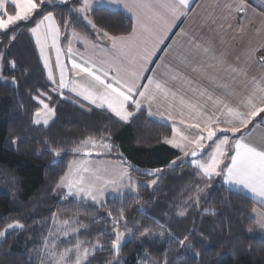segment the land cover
Here are the masks:
<instances>
[{"label":"trees","instance_id":"16d2710c","mask_svg":"<svg viewBox=\"0 0 264 264\" xmlns=\"http://www.w3.org/2000/svg\"><path fill=\"white\" fill-rule=\"evenodd\" d=\"M81 2L46 4L31 22H20L7 36L0 35V53L6 51L0 64V186L12 175L19 186L15 198L0 191V230L14 221L24 226L0 237V264H41L37 252L41 238L64 220L78 221L72 226L79 231L69 237L61 235V249L69 247V241L74 244L77 236L87 242L85 247L99 241L102 247L89 258L90 264H116L117 255L111 248L113 218L119 219L121 211L124 219L118 231L130 234L120 248L125 264H139L144 252L153 264H264V231L251 215L256 200L221 178L197 175L198 170L186 159L170 166L182 152L164 142L172 135L167 123L151 118L145 109L129 121H120L107 108H97L71 92L62 96L51 92L29 29L41 16L53 12L65 42L69 31L63 21L71 18L69 9ZM90 18L113 36L128 34L133 26L126 13L108 7L95 8ZM71 27L96 40L86 22L72 18ZM13 32L16 39L9 42ZM9 61L15 62L14 68ZM37 96L56 109L48 125L33 123ZM88 137L110 141L114 152L107 155L123 158L131 164L132 174L142 180L155 175L147 169L162 168L157 183L152 187L141 184L137 194L108 197L102 204L62 198L55 192L57 182L66 171L72 148ZM54 151L61 154L56 156ZM181 211L185 214L180 215ZM147 234L148 240L140 242ZM184 237H188L185 244H179Z\"/></svg>","mask_w":264,"mask_h":264},{"label":"snow or ice","instance_id":"6c2138e0","mask_svg":"<svg viewBox=\"0 0 264 264\" xmlns=\"http://www.w3.org/2000/svg\"><path fill=\"white\" fill-rule=\"evenodd\" d=\"M71 2L72 0H61V3L65 5ZM112 2L122 4L127 11L133 14L135 23L127 35L112 36L104 29L97 27L94 20L90 18V14L95 11V0H82L79 7L69 9L71 18L63 21L64 28L71 32V37L82 42L85 50L91 44L93 49L103 53L104 58L100 60H97L96 53L85 58L83 53L74 50L71 46L72 39L69 38L68 40L69 47L66 55L71 61L72 70L77 76L81 73L87 74L96 84L102 86L104 91L99 96L88 89H79L75 80L68 79L67 65L62 63L61 49L57 47L61 29L60 25L54 22L53 12L45 14L34 27L29 29L30 33L36 37V45L40 50L44 67L48 69L47 78L52 84L51 92L62 96V90L69 89L76 93L77 97L89 101L91 105L100 109L107 108L120 121H129L136 112L142 111L145 101L149 105L148 115H163L151 110V104L156 102L158 98L167 101L169 108L173 107L175 103L188 108L194 120L203 118V127L199 122L189 124L187 121L181 120V124H185L187 128L195 129L198 132L193 139H189L175 126V121H173V138H165L164 142L179 149L182 156L176 157L170 162V165L175 166L177 161L183 162L185 158L192 157L190 163L198 170L197 175L209 179L221 176L226 183L235 184L237 187L248 190L254 198L264 204V145L258 146L247 142V136L251 131L249 126L255 127L257 122L264 124V76L251 77L252 89L241 102V106H231L222 97H213L207 89L192 88L194 93L199 96L207 95V100L219 107L220 115L213 119L204 111L203 105L199 101L192 103L190 100H186L183 95H178L176 91L169 88L167 80L158 79L156 75H145L147 72H156L155 69L149 67L150 64L155 63L153 57L163 51L160 45L170 38L167 34L174 29L175 22L188 15L191 4L195 3V0H112ZM8 3L9 0H0V30H3L0 35L5 36L9 31H13L14 27H19L20 22H31L34 14L42 10L43 5H51V0H10L11 5L14 6V14L8 13ZM249 7L251 5L248 0H228L224 3V8L227 10L224 18H232L234 14H246ZM253 11L256 12L257 10L253 9ZM257 14L264 16V12H257ZM72 18L82 20L91 26L96 35V43H91L72 29ZM244 20L245 15H240L241 32L245 28ZM261 30L260 26L255 29L257 33H260ZM49 38L51 39V46L56 48V67L59 70L58 82L53 75L49 60L45 56V47ZM15 39L16 34L13 32L8 40L12 42ZM105 41L111 42L110 47H103ZM194 44L204 54L211 56L216 64L223 65L226 62L225 54L215 55L210 45L206 46L198 42H194ZM0 46L3 45L0 44ZM5 56L6 51L0 53V64L3 63ZM74 56L79 57L80 62L73 59ZM8 63L11 67H15L14 61ZM259 63L264 65V57L259 59ZM229 69L231 73L235 74L232 76L233 80L236 75L245 77L248 75L242 67L229 65ZM169 73H171V80L178 78V74L173 73L171 69L164 75H169ZM144 80L147 82L143 83ZM219 86L228 88L227 83ZM42 95L48 100L52 99L47 93ZM34 99H39V97ZM39 103L42 105V109L35 114L36 118L33 123L38 125L43 119V124L48 125L49 120L55 116L56 109L50 107L43 99H40ZM132 106H134L135 112L128 110ZM168 119L171 120L172 116L169 115ZM222 124L228 126L221 127ZM177 136L179 139L176 138ZM208 141H211L212 144H207ZM15 142L13 141V143ZM88 144L93 147H101L106 151L112 148V145L107 143L97 144L95 139L90 137L88 140L82 141L81 146L73 150L81 151V148ZM189 144L193 147L190 151H185ZM207 148H211L207 158L204 160L198 158ZM54 154L59 156L61 153L54 151ZM162 171V168H156L148 174L154 175ZM84 173H91V178H86ZM124 178H128L130 184L134 183L128 177L126 168L121 172V180ZM148 183L155 185L157 180L153 179ZM108 184L115 186L117 182L106 180L100 175L99 169L93 170L87 166V161H80L74 170L70 167V174L61 178V184L58 187L65 186L69 190V195H82L99 203ZM197 191L202 192L203 189L198 188ZM179 214L184 215L185 212L181 211ZM108 216L112 217V213L108 212ZM123 219L122 211L119 219L113 218L115 227L112 234H115V239L111 241V248L114 250V255H118L121 241L124 238V233L118 231L119 221ZM53 221L54 224L57 222L55 214H53ZM77 222L73 220L61 221L59 222L60 226L56 227L55 231L50 229L48 235L41 238L42 247L37 249L41 257V264H90L89 258L102 247L99 241L91 244V247H85L87 242L79 240L77 236L74 244L69 241V247L62 249L59 247L58 241L61 235L69 237L78 233L79 229L72 226L73 223ZM256 223L264 228V215H259ZM81 226L83 227V225ZM23 227L19 221H14L8 224L5 229L0 230V237H4L9 230ZM187 239L188 237H184V239L179 240V244L184 245Z\"/></svg>","mask_w":264,"mask_h":264},{"label":"crops","instance_id":"0c3cea01","mask_svg":"<svg viewBox=\"0 0 264 264\" xmlns=\"http://www.w3.org/2000/svg\"><path fill=\"white\" fill-rule=\"evenodd\" d=\"M204 1L205 0H195V3L191 4V10L188 12V15L175 22L176 26L167 34L170 38L167 39L164 44L160 45L163 51H160L157 56L153 57L155 63L149 65V67L155 69L156 72H147L145 75H156L158 79L167 80L169 88L176 91L178 95H183L186 100H190L192 103L199 101L200 104L203 105L204 111L215 119L216 116L220 115L219 107L214 105L212 101L207 100V95L199 96L191 89H207L213 97L220 96L231 106H234L233 104L241 103L239 94L242 88L245 92L244 95L247 96L249 94L252 89L250 79L252 76H256V74L252 73V76L251 74H248L247 77L236 75L233 80L232 76L235 74L230 72L229 65L237 67H241V65H243L244 69L247 71L249 70L248 64H246V62H242V56L253 55L250 59L254 64L259 61L256 55L263 49L262 47H257L256 45L255 39L257 32L251 29L252 25H250V22L257 20V16H261L258 15L257 12H264V7H262L263 9L261 10L257 4V2H259L261 6H264V0H254V2L253 0H248L251 7L248 8L247 13L234 14V16L229 19L224 18L226 15L225 10L217 14H213L210 17H204V15L201 14L198 16V14H196L197 11L206 6L207 0L205 2ZM215 2L217 3L216 7L218 9L219 6H224V3L228 2V0H215L213 3ZM208 5H210L209 2ZM79 6L80 4L74 7ZM97 7H108L122 10L133 20V24L135 23L133 14L127 11L122 4L113 3L112 0H95L94 8ZM253 9H256L257 11L254 12ZM240 15H245V28L243 32L240 31ZM262 17L264 18V16ZM79 34L81 37L87 38V40L91 43H96V40L90 39L81 33ZM61 38L62 37L60 35V41ZM69 38L72 39L71 46L74 50L83 53L85 58L93 55V53H96L97 60L104 58L103 53L97 52V50L91 47V44L87 50H85V47L80 40L71 37L70 31L66 41L64 42V45H66L67 48L69 47ZM194 42H198L206 46L210 45L214 50V54L217 56L222 53L225 54L226 62L223 65L216 64V61L213 60L211 56L204 54L201 49H197ZM110 43V41H105L103 47H110ZM73 59H77V61L80 62L79 57L77 56H74ZM169 69H171L173 73L178 74V78L176 80L170 79L171 73H169V75H164V73L168 72ZM242 77L244 78L243 80H241ZM71 79L76 80L79 84L77 85L79 89H88L97 96L101 95L104 91L103 87L96 84L87 74L81 73L77 76L72 70ZM142 82L146 83L147 81L144 80ZM224 83H227V89L219 86ZM73 94L76 95V93ZM238 106H241V104ZM148 107L149 105L145 101L143 109H145L147 114ZM129 109L135 110L134 106L129 107ZM151 110L154 113L163 114L149 115L151 118L167 123L171 129L173 128V121H175V126L187 135L189 139H193L198 134L194 135L197 130L187 128L185 124L180 123L181 120L187 121L189 124L199 122L203 127V118L200 120H194L190 110L178 103H175L173 107L169 108L167 101L162 98H158L156 102L151 104ZM169 115L172 116L171 120L168 119ZM171 138H173V131L170 139ZM176 138L179 139L178 136ZM221 179L223 180V177H221ZM224 183L227 186L237 189L252 197L257 202L253 210L257 208L264 213V204L254 198L248 190L243 189L242 187H237L235 184L226 183L225 181Z\"/></svg>","mask_w":264,"mask_h":264},{"label":"rangeland","instance_id":"374dc122","mask_svg":"<svg viewBox=\"0 0 264 264\" xmlns=\"http://www.w3.org/2000/svg\"><path fill=\"white\" fill-rule=\"evenodd\" d=\"M214 1L215 0H207L206 6L202 7V9L200 8L197 11L196 14H198V16H199V14H201V15H204V17H210L213 14H217V13L222 12L224 10H225V13H226L227 10L224 8V6H219V8L217 9V7H216L217 3L216 2L213 3ZM208 2L210 3V5H208ZM52 3L62 4L61 0H51V4ZM257 4H258L259 7L261 6L259 2H257ZM43 7H44V5H43ZM72 8H74V6H72ZM260 9L262 10L263 8L260 7ZM7 10H8L9 14H14V6L11 5L10 0H9V3L7 4ZM39 11H41V10H39ZM35 15H36V13L34 14V16ZM43 16H41L36 21V23ZM256 19L257 20H253V21L250 22V25H252V27L251 26L250 27H251L252 30H255L258 26H260L262 28L260 33L256 34V39H255L257 47H262V49H263V50H260V53L256 55V57H258V60H259L261 57H264V18L262 16H260V17L257 16ZM54 22L56 23V20ZM35 24L32 27H34ZM0 31H3V30H0ZM42 32H43V29H42ZM31 36H32V38H33V40H34V42L36 44V37L33 36L32 34H31ZM63 40H65V39H63ZM57 47H59L61 49V61H62V63L67 65V72H66L67 77H68L69 80H72L71 79V76H72L71 61L68 60L67 55H66L67 47H66V45H64V42L60 41V39H58ZM36 48H37L39 56H40V50L37 47V45H36ZM45 56L48 58L50 67H51L52 72H53V75H54V77L56 78V80L58 82L59 81V70L56 67V48L51 46V39L50 38H49V40L47 42V45L45 47ZM252 57H253V55L242 56V62H246V64H248V68L250 70V71L247 70V73L251 74V76H252V73L256 74L257 78H259L261 76H264V65L260 64L259 61L256 64H254L253 61L250 59ZM40 58H41V56H40ZM41 61H42L43 66H44V61H43L42 58H41ZM241 67L244 68L243 65H241ZM44 69L46 71V75L48 76V69H46L45 67H44ZM243 79L244 78L242 77L241 80H243ZM76 84L79 85L77 82H76ZM62 91L63 92H65V91L71 92L69 89H63ZM71 93H74V92H71ZM244 94H245V92H244V89L242 88L240 90V94H239L240 95L239 98H240L241 102L243 101V99L245 97H247ZM37 97H39L38 101L40 99H43L45 101V103H48L50 105V107H52V105L43 96H37ZM258 100H259V97H258ZM82 101L89 102V101L83 100V98H82ZM239 104H241V103H239ZM239 104H233V105L234 106H238ZM93 106H95V105H93ZM41 109H42V105L39 103V107L34 112L33 120L36 118L35 114L38 111H40ZM128 110L135 112V110H132V109H128ZM54 117H52L49 120V123L53 120ZM40 124H43V119H41V123ZM227 126L228 125H223V124L221 125V127H227ZM249 128L251 129V131H250V134L247 136V142L255 144V145H258V146L264 145V125L263 124H259L257 122V125L255 127L250 125ZM197 133L198 132L196 131V133L194 135H196ZM89 138L90 137H88V138H86V139H84L82 141H86ZM94 139H95L97 144L107 143V144L112 145L111 150L106 151V150H104L101 147H93L91 144H88L87 146L82 147L81 151H74L73 149H76L77 147L81 146V142L82 141L78 142L72 148L73 154H72V156L70 157V159L68 161L66 171L59 178V180L57 182V185H56L55 192H57L62 198L74 197V198H79V199H85V200H88V201L96 203V204H102V203H104L106 201V199L108 197H119V196H123V195H125L127 193L137 194L138 193V188H139V186L141 184H147V185L152 187L154 185H150L148 182L153 180V179H156L158 181V178H159L158 174H155L154 177H151L150 179H148L146 181L140 179L139 177H136L131 172V164L130 163L126 162L123 158H120V157H117V156H112V155H107L109 153H113L114 152L113 144L110 141L102 140V139L99 140L97 138H94ZM206 143L207 144H212L211 141H208ZM192 147H193L192 145H188L185 148V151H190ZM210 151H211V148H207L206 151L203 154H201L198 158H200L201 160L206 159L207 158V154ZM185 159L190 161L193 158L192 157H187ZM80 161H87V166L90 167L93 170L99 169L100 170V175H102L106 180H109V181H113L114 180V181L117 182V184L115 186L112 185V184H108L105 187L103 197L101 198V202H99V203L95 202V201H92L90 198L83 197L82 195L81 196H77L75 194L69 195V190L65 186L58 187V185L61 184V178L65 177L66 174H70V167H71L72 170H74L77 167V165H78V163ZM124 168L127 169L128 177H130L131 181L134 182V183L130 184L128 178H124L123 180H121V172H122V170ZM153 169H156V168L147 169L146 171L150 172ZM84 175H85L86 178H91V173H84ZM216 177L218 179L221 178V176H216ZM1 183L2 182H0V185H1ZM18 189H19L18 178L16 176H14V175H12L9 178H6V183L4 185L0 186V191L8 193V194L12 195L14 198H15V196L17 197V195H18ZM254 210L251 212V215L256 220L258 219L259 215H264V213H262V211H260V209L256 208ZM262 229L264 230V228H262ZM121 233H123V232H121ZM147 236H149V235L147 234V235H145V237H141L139 239L140 242L148 240ZM129 237H130V234L127 235V234L124 233V238L121 241V246L125 243V241L128 240ZM120 252L121 251L119 250V253H118L117 258H116V260H117L116 264H125L124 257H123L122 254H120ZM138 263L139 264H144V263L153 264V262L150 261L149 258L147 257V253L146 252H144L143 255H141V257L138 260Z\"/></svg>","mask_w":264,"mask_h":264}]
</instances>
